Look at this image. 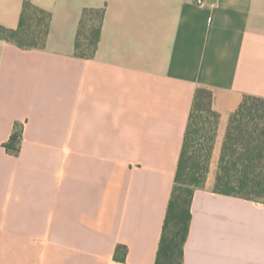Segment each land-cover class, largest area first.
Instances as JSON below:
<instances>
[{"label": "crops", "instance_id": "1", "mask_svg": "<svg viewBox=\"0 0 264 264\" xmlns=\"http://www.w3.org/2000/svg\"><path fill=\"white\" fill-rule=\"evenodd\" d=\"M24 2L51 19L43 49L0 40V264H154L196 88L264 99V0H0V27ZM183 264H264V203L196 190Z\"/></svg>", "mask_w": 264, "mask_h": 264}, {"label": "trees", "instance_id": "2", "mask_svg": "<svg viewBox=\"0 0 264 264\" xmlns=\"http://www.w3.org/2000/svg\"><path fill=\"white\" fill-rule=\"evenodd\" d=\"M104 9L81 12L74 55L91 59L100 39ZM51 14L24 2L18 27H0V40L20 49H43ZM21 131L16 126L7 153L19 152ZM209 188L218 195L264 203V99L244 96L237 110L224 117L213 108V91L196 88L184 132L171 196L163 221L154 264H183L194 192ZM125 248L115 259L124 260ZM120 254V256H119Z\"/></svg>", "mask_w": 264, "mask_h": 264}]
</instances>
